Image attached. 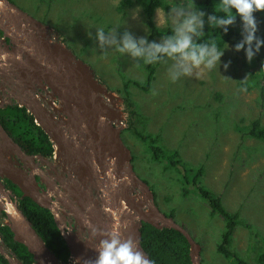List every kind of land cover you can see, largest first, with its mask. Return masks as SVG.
I'll return each instance as SVG.
<instances>
[{"label": "rangeland", "instance_id": "374dc122", "mask_svg": "<svg viewBox=\"0 0 264 264\" xmlns=\"http://www.w3.org/2000/svg\"><path fill=\"white\" fill-rule=\"evenodd\" d=\"M9 1L49 26L115 94L119 95L110 86L119 88L128 78L140 83L147 81L148 70L142 60L119 53L114 46L101 49L95 39L97 29L103 28L106 33L116 31L118 41L125 31L137 39L149 40L141 9L133 8L124 17L118 12L120 0ZM160 12L164 11L159 9L155 15L157 25H171L170 20L160 21ZM220 50L224 54L217 68L194 70L191 76H181L175 82L168 73L173 61L166 58L156 65L149 91L132 86V98L138 105L137 111L149 121L147 133L159 135L161 147L177 151L187 167L203 168L198 185L220 196L226 210L239 214L245 223L234 230L229 250L247 264H260L259 257L264 254V142L248 138L247 134L256 120L264 128V80L258 69L244 64L242 49L237 52L227 45ZM261 52L264 62V45ZM229 61L225 70L223 65ZM219 91L223 98L216 100ZM119 107L126 119L124 144L132 153L137 175L156 193L159 209L169 217L173 215L176 223L191 233L202 248L203 264H233L218 252L226 231L224 220L212 213L196 187L183 188L176 173L169 172L171 169L164 171L163 165L168 161L160 165L150 159L143 144L127 128L124 104ZM186 190L188 195H184ZM134 195L139 193L135 191ZM0 247L4 248L1 241Z\"/></svg>", "mask_w": 264, "mask_h": 264}, {"label": "water", "instance_id": "95a60500", "mask_svg": "<svg viewBox=\"0 0 264 264\" xmlns=\"http://www.w3.org/2000/svg\"><path fill=\"white\" fill-rule=\"evenodd\" d=\"M0 33L3 34L0 78L15 88L11 91L5 88L4 92L8 90L12 95L8 98L18 100L36 119L55 146L57 156L51 161L36 156L44 162L46 170L34 164L27 167L29 171L13 161L11 154L16 151L28 163L32 157L26 155L0 125V137L9 146L2 147L0 143V213L5 215L14 242L27 249L35 264H59L21 209L19 199L6 189L3 179L21 191V200L28 198L52 213L70 253L79 264L97 257L99 241L106 239L104 233L113 229L119 230L122 239L131 238L149 258L141 244L143 224L180 232L191 246L192 264H203L201 246L188 230L159 209L152 189L135 171L132 153L123 141L124 127L120 126L122 98L110 91L94 70L65 44L59 41L52 44L49 38L53 30L49 26L9 0H0ZM45 86L61 102L57 109L62 114L60 120L48 114L38 102L27 98L29 91ZM107 99L112 103L108 104ZM40 183L47 186L46 191ZM92 191L99 200L94 201L88 213L83 211V222L78 225L76 234L72 230L65 233L66 223L60 208L67 206L63 201L73 206L75 200L84 210L86 202L92 199ZM135 191L139 195H134ZM86 230L89 231L87 237L83 235ZM0 253L13 264L2 248Z\"/></svg>", "mask_w": 264, "mask_h": 264}, {"label": "trees", "instance_id": "16d2710c", "mask_svg": "<svg viewBox=\"0 0 264 264\" xmlns=\"http://www.w3.org/2000/svg\"><path fill=\"white\" fill-rule=\"evenodd\" d=\"M187 3L188 0H120L118 12L127 16L128 11L133 8L141 9L143 22L149 32V42H156L157 39H162L165 35H170L172 26L168 24L165 28H160L156 21V12L161 9L165 13L171 11V5L180 3ZM193 7L196 10L205 12V26L204 36L200 42L208 41L214 42L218 49H225L227 45L235 48V45L242 40V21L239 16L233 25L228 27L225 33L222 29L213 28L207 22V16L215 13L222 16L223 13L217 12L219 0H194ZM255 19L258 22L257 37L264 39V11L254 13ZM263 45L261 46L262 49ZM252 59L251 62L247 61L245 51L242 49L244 57V64L251 69H258L262 79L264 80V62L262 61L263 54L261 52ZM160 62L147 64L148 76L146 82H137L128 78L123 81L121 87H111L110 89L119 93L124 104V111L127 114V128L131 130L143 144L145 152L150 154V159L158 162L168 161L164 164V171L171 169L172 173H176L179 182L185 188L193 185L199 194L205 199L212 210L213 214L219 215L225 222L226 231L223 234L221 244L219 245L218 252L221 253L228 260H232L233 264H247L242 257L234 251H230V240L232 234L237 226L244 225L240 220L239 214H232L226 210L222 203L220 196L207 190L206 188L198 185V180L202 176L203 168L193 169L185 165L180 159L177 151H168L161 147L159 135H152L147 133L148 119L137 111L138 105L133 100L132 86L149 91V87L155 80L156 65ZM259 68H258V66ZM253 78V77H252ZM255 78V77H254ZM245 84V83H244ZM223 94L221 91L217 93V99L221 100ZM3 115L2 122L13 137L21 143L25 150L31 155H39L47 160H52L54 157L53 143L45 134L41 127H39L34 117L27 112L25 108L18 106L8 107L6 110L1 111ZM10 112V113H9ZM10 126V127H9ZM248 138L256 139L264 142V128L261 127L260 121L256 120L251 129L248 130ZM184 191V189H183ZM189 191L186 190L184 195H188ZM156 198V193L154 192ZM167 202H171L169 198H165ZM21 209L24 210L28 219L32 222L38 235L44 243L50 248L54 256L61 262L66 263L70 257V251L67 247L59 229L57 228L53 215L50 211L40 208L32 200L25 199L21 202ZM173 218V215H170ZM5 215L0 213V238L5 247L10 250L23 264H35L33 257L27 252V249L16 242H14L13 234L10 228L5 224ZM250 230L251 226L246 225ZM142 241L141 244L149 256L152 264H192L191 260V246L183 234L174 229H158L149 224H143L142 227ZM252 233H254L252 231ZM235 262V263H234ZM260 264H264V254L259 257ZM0 264H10L9 261L0 254Z\"/></svg>", "mask_w": 264, "mask_h": 264}, {"label": "clouds", "instance_id": "9594fccd", "mask_svg": "<svg viewBox=\"0 0 264 264\" xmlns=\"http://www.w3.org/2000/svg\"><path fill=\"white\" fill-rule=\"evenodd\" d=\"M193 3L194 0L180 2L171 5L170 12L166 14L160 12V21L163 23L170 20L172 25L171 34L163 36L160 43L149 42L144 37L137 39L128 31H125L118 41L116 31L106 33L103 28L97 29L95 39L101 49L105 45L114 46L119 53L127 54L135 60H142L146 65L163 62L166 58L171 59L173 63L168 73L173 82L181 76H191L194 70L217 68L224 51L218 49L214 42H200L204 36L206 14L199 9L196 10ZM262 11L264 0H219L217 12L223 15L218 16L215 13L208 15L207 22L209 26L222 29L226 33L228 27L233 25L239 16L242 21L243 38L235 45V50L239 52L243 49L247 61L251 62L264 45V39L256 35L258 22L254 16V13ZM88 35L92 37L90 32ZM230 63L231 61L223 65L225 70ZM155 94L153 92V95ZM95 233L96 230L93 229V234ZM104 235L107 238L100 240L96 247L97 257L84 261V264H152L131 238L122 239L118 229ZM0 240L2 241L1 238ZM2 249L12 258L13 264H18L17 260L19 264H23L5 245Z\"/></svg>", "mask_w": 264, "mask_h": 264}, {"label": "flooded vegetation", "instance_id": "af4514ba", "mask_svg": "<svg viewBox=\"0 0 264 264\" xmlns=\"http://www.w3.org/2000/svg\"><path fill=\"white\" fill-rule=\"evenodd\" d=\"M2 38H3V34L0 33V39H2ZM5 43H7V40L2 42V45L5 44ZM5 88H8L10 91L11 90H15V88L10 87L9 83H7L6 80L0 78V106H2V107H0V112L6 110L8 107H13V106H18L19 108H22L18 104V100L10 99V98L6 97L8 94L4 93V89ZM35 90H36V87L33 89V91H35ZM2 119H3V115L1 114L0 115V125L2 126L1 127L2 130L5 131V133L7 135H9L10 138L14 139L13 141L16 144H19V146L26 153V155H29V156L32 157L31 161L28 163L23 158H21L16 151H13L12 154H11V157H12L13 161L18 162L22 167L28 169L29 171H31V170L29 168H27V167H31L34 164H36L37 166H39L41 169L44 170L45 167H41V165H43L44 162L40 161L41 159H38L35 155L29 154L25 150V148L21 145V143L17 140V138L15 139L13 137V135L9 132V130L5 127L4 123L2 122ZM0 143H1L2 147H6V148L9 147L7 141L6 140H2L1 137H0ZM37 156H39V155H37ZM48 161H51V160H48ZM55 163L57 164V162H55ZM48 176H49V174H48ZM53 176H54V174H53ZM38 181H40L39 178H38ZM3 183H4L5 187H6V189L11 191L13 193V196L15 195L19 199L20 205L22 204L21 203L22 201H24L25 199H28V198H25L24 200H21L22 199L21 191L15 185H13L10 181H8L7 179H3ZM40 187L42 189H44L45 191L47 190V186L45 184H43V183H40ZM85 191H86V189H85ZM90 196H91L92 199H91V201L86 202V204L84 205V208H83L84 210H82V208L80 207L82 205L77 203L75 200H74L73 206H71L70 203H68L66 201H63L64 204L67 206V207H64V206L61 205V208H60V211H61V213L63 215V218H64V221L66 223V227L64 228L65 233H69V231H71V230L73 231L74 234H76L78 232V229H79L78 225L82 224L85 213H88L87 210H92L93 209V208H91V206L93 205L95 200H99L98 196L93 191L90 193ZM53 197L56 198V196H53ZM60 234H61V231H60ZM83 235L86 236V237L89 236V231L86 230V232H83Z\"/></svg>", "mask_w": 264, "mask_h": 264}, {"label": "built area", "instance_id": "2783aa9c", "mask_svg": "<svg viewBox=\"0 0 264 264\" xmlns=\"http://www.w3.org/2000/svg\"><path fill=\"white\" fill-rule=\"evenodd\" d=\"M49 41L52 44L56 43L57 41H59L62 44H64L56 36L54 31L51 34V37L49 38ZM4 93L8 94L6 96L7 98L8 97H12L11 93L8 90H6V92H4ZM27 98L29 100H35L36 102H38L47 111L48 114L53 115L55 119L60 120V115H62V114L58 113L57 109L60 108L61 102H60V100L57 97L54 96L53 92L47 86H45L43 88H36L35 91H29V93L27 94ZM106 102L108 104H110V101L108 99L106 100ZM34 121L39 126V123L36 121V119H34ZM124 122H126V119H125V117L123 116V113H122V120H121L120 126L125 128L126 124ZM116 126H118V125H116ZM53 148H54V157L53 158L56 159L57 158V156L55 154L56 153V148H55L54 145H53ZM59 264H79V262H78L77 258L74 255L71 254L66 263H60L59 262Z\"/></svg>", "mask_w": 264, "mask_h": 264}, {"label": "crops", "instance_id": "0c3cea01", "mask_svg": "<svg viewBox=\"0 0 264 264\" xmlns=\"http://www.w3.org/2000/svg\"><path fill=\"white\" fill-rule=\"evenodd\" d=\"M4 222H5V224L7 225L8 222H7L6 218H5Z\"/></svg>", "mask_w": 264, "mask_h": 264}, {"label": "bare ground", "instance_id": "6f19581e", "mask_svg": "<svg viewBox=\"0 0 264 264\" xmlns=\"http://www.w3.org/2000/svg\"><path fill=\"white\" fill-rule=\"evenodd\" d=\"M70 254H72V253H70Z\"/></svg>", "mask_w": 264, "mask_h": 264}]
</instances>
